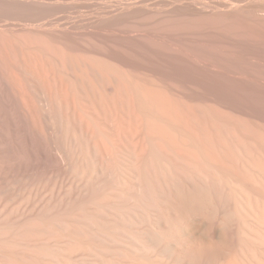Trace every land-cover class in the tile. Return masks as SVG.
I'll use <instances>...</instances> for the list:
<instances>
[{
	"label": "bare ground",
	"instance_id": "bare-ground-1",
	"mask_svg": "<svg viewBox=\"0 0 264 264\" xmlns=\"http://www.w3.org/2000/svg\"><path fill=\"white\" fill-rule=\"evenodd\" d=\"M264 264V0H0V264Z\"/></svg>",
	"mask_w": 264,
	"mask_h": 264
},
{
	"label": "clouds",
	"instance_id": "clouds-1",
	"mask_svg": "<svg viewBox=\"0 0 264 264\" xmlns=\"http://www.w3.org/2000/svg\"><path fill=\"white\" fill-rule=\"evenodd\" d=\"M177 264H187V262L185 260L181 259V260L177 261Z\"/></svg>",
	"mask_w": 264,
	"mask_h": 264
}]
</instances>
